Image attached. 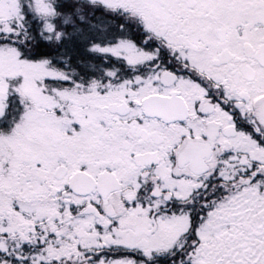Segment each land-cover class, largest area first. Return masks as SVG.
<instances>
[{"label": "snow or ice", "instance_id": "1", "mask_svg": "<svg viewBox=\"0 0 264 264\" xmlns=\"http://www.w3.org/2000/svg\"><path fill=\"white\" fill-rule=\"evenodd\" d=\"M0 264H264V0H0Z\"/></svg>", "mask_w": 264, "mask_h": 264}]
</instances>
